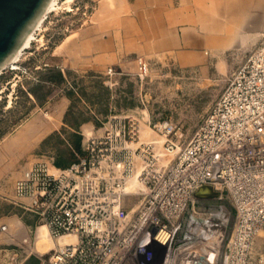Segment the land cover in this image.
Segmentation results:
<instances>
[{
	"label": "built area",
	"instance_id": "2783aa9c",
	"mask_svg": "<svg viewBox=\"0 0 264 264\" xmlns=\"http://www.w3.org/2000/svg\"><path fill=\"white\" fill-rule=\"evenodd\" d=\"M139 63L147 69L143 58ZM108 124L70 166L40 158L16 181L15 198L52 239L74 237L59 242L43 264H128L158 247L165 249L162 264H213L200 253L194 213L224 196L235 205V227L223 252L218 246L215 263L249 264L264 229V39L234 71L191 139L179 148L166 141L172 160L152 159L154 143L141 140L138 119L111 117ZM155 128L172 133L168 120ZM206 185L219 195L197 197Z\"/></svg>",
	"mask_w": 264,
	"mask_h": 264
},
{
	"label": "rangeland",
	"instance_id": "374dc122",
	"mask_svg": "<svg viewBox=\"0 0 264 264\" xmlns=\"http://www.w3.org/2000/svg\"><path fill=\"white\" fill-rule=\"evenodd\" d=\"M65 3L61 0V6L48 14L17 62L19 68L0 70V227L8 226L6 231L0 230V264H43L59 243L52 239L57 244L47 253L35 250L40 224L14 193L16 181L35 160L67 152L62 133L68 127L61 125L59 117H48L61 126L40 145L20 138L24 127L36 119L30 116L40 104L69 94L72 114L66 117L67 124L79 129L82 123L92 121L102 130L100 135L105 134L111 117H134L140 124L141 140L154 143L152 159L166 163L173 159V154L166 151V141L172 140L179 148L191 139L245 59L181 55L143 58L147 69L141 70L137 57L108 73L71 71L66 76L64 60L54 54L55 49L84 23L95 5L88 0H72L70 7ZM166 120L172 128L168 137L155 128ZM193 213L190 210L186 219ZM194 215L198 217L200 240L216 231L221 238L217 245L223 252L235 227L232 198L206 202ZM164 255L165 249L158 247L144 259L129 258L128 264H162ZM249 259V264H264V229L256 235Z\"/></svg>",
	"mask_w": 264,
	"mask_h": 264
},
{
	"label": "crops",
	"instance_id": "0c3cea01",
	"mask_svg": "<svg viewBox=\"0 0 264 264\" xmlns=\"http://www.w3.org/2000/svg\"><path fill=\"white\" fill-rule=\"evenodd\" d=\"M95 10L55 49L71 71L108 73L137 57L173 56L245 58L264 39V0H88ZM229 61V60H228ZM72 99L66 94L46 100L30 116L23 142L40 145L65 125L67 152L54 156L68 167L84 155L87 140L100 135L92 121L67 124ZM47 117V119H44ZM48 117H59L61 125Z\"/></svg>",
	"mask_w": 264,
	"mask_h": 264
},
{
	"label": "water",
	"instance_id": "95a60500",
	"mask_svg": "<svg viewBox=\"0 0 264 264\" xmlns=\"http://www.w3.org/2000/svg\"><path fill=\"white\" fill-rule=\"evenodd\" d=\"M51 0H0V70L7 67L29 33L46 11ZM219 192L212 186L201 187L196 196L213 198ZM227 195V192H224Z\"/></svg>",
	"mask_w": 264,
	"mask_h": 264
},
{
	"label": "bare ground",
	"instance_id": "6f19581e",
	"mask_svg": "<svg viewBox=\"0 0 264 264\" xmlns=\"http://www.w3.org/2000/svg\"><path fill=\"white\" fill-rule=\"evenodd\" d=\"M71 1L72 0H66L68 7H70L69 3ZM60 6H61V0H51L49 6L47 7L46 11L42 15V17L40 18L38 23L36 24L35 28L29 33V35L26 38V40L24 41L23 45L20 47V49L18 50V52L14 56L13 60L7 65V67L12 66L13 68H16V69L19 68V66L17 65V62L20 60V57H21L23 51L26 48L30 47L31 43L35 39L36 31L43 26V23L46 20V18L48 17V14L51 11L58 9ZM200 229H201V227H200ZM0 230H2V226L0 227ZM36 237H37V240H36L35 250L37 252L47 253L49 248L53 249L54 245L57 244V243L55 244V242L52 241V238L49 235V231H48V228L46 225L42 224L38 227ZM73 239H74V237H69L68 235H65L62 238H60L59 242L64 244V243L68 242L69 240H73ZM220 239L221 238L219 237V235L215 231L214 233H209V234L203 236L201 241H200L201 242V246L199 249L200 253L202 255H205L206 260L209 259L210 261H212L213 264L216 262L215 260H216V256H217L218 245L220 246V244H218V243H221ZM215 264H217V263H215Z\"/></svg>",
	"mask_w": 264,
	"mask_h": 264
},
{
	"label": "trees",
	"instance_id": "16d2710c",
	"mask_svg": "<svg viewBox=\"0 0 264 264\" xmlns=\"http://www.w3.org/2000/svg\"><path fill=\"white\" fill-rule=\"evenodd\" d=\"M56 165H57V166H61L59 162H58V163L56 162Z\"/></svg>",
	"mask_w": 264,
	"mask_h": 264
}]
</instances>
